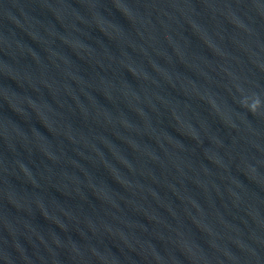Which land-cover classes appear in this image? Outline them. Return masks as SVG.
I'll return each mask as SVG.
<instances>
[{
    "label": "water",
    "instance_id": "1",
    "mask_svg": "<svg viewBox=\"0 0 264 264\" xmlns=\"http://www.w3.org/2000/svg\"><path fill=\"white\" fill-rule=\"evenodd\" d=\"M0 264H264V0H0Z\"/></svg>",
    "mask_w": 264,
    "mask_h": 264
}]
</instances>
